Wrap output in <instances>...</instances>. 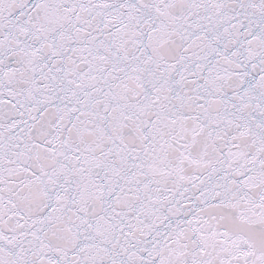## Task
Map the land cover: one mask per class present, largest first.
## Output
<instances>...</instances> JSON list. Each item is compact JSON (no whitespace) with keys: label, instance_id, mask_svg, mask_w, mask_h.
<instances>
[{"label":"snow or ice","instance_id":"obj_1","mask_svg":"<svg viewBox=\"0 0 264 264\" xmlns=\"http://www.w3.org/2000/svg\"><path fill=\"white\" fill-rule=\"evenodd\" d=\"M0 264H264V0H0Z\"/></svg>","mask_w":264,"mask_h":264}]
</instances>
